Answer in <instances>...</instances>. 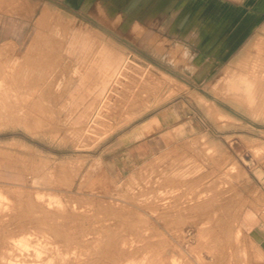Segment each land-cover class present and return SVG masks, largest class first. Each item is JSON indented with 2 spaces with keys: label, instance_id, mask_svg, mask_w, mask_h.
<instances>
[{
  "label": "rangeland",
  "instance_id": "rangeland-1",
  "mask_svg": "<svg viewBox=\"0 0 264 264\" xmlns=\"http://www.w3.org/2000/svg\"><path fill=\"white\" fill-rule=\"evenodd\" d=\"M0 68V264H264V0H0Z\"/></svg>",
  "mask_w": 264,
  "mask_h": 264
},
{
  "label": "crops",
  "instance_id": "crops-1",
  "mask_svg": "<svg viewBox=\"0 0 264 264\" xmlns=\"http://www.w3.org/2000/svg\"><path fill=\"white\" fill-rule=\"evenodd\" d=\"M154 116H157L158 119L160 120V126L155 127V129L159 128V130L161 131V130L169 128L173 124L169 119H167L166 116H164L163 113H157ZM142 127H143V123L139 127L133 129L131 132H128L127 136L125 137V141H127V142H144V143H142L143 146L151 144L152 148H154L156 145H158L159 143H162V141H164V140H161L160 138H158L156 136H155L156 138L152 137L158 131L152 130L151 131L152 133H150V132L145 133L143 131ZM148 142H150V144H148ZM153 142L154 143L157 142L158 144H154Z\"/></svg>",
  "mask_w": 264,
  "mask_h": 264
},
{
  "label": "bare ground",
  "instance_id": "bare-ground-1",
  "mask_svg": "<svg viewBox=\"0 0 264 264\" xmlns=\"http://www.w3.org/2000/svg\"><path fill=\"white\" fill-rule=\"evenodd\" d=\"M39 27H40V25H39ZM42 29V28H41ZM40 32V31H39ZM37 34V33H36ZM42 34V33H41ZM43 35H44V33H43ZM43 35H42V39H43ZM41 36V35H40ZM40 41H42V40H40ZM31 43L32 42H34L35 44H37V45H35V46H33L34 47V49L35 48H37V47H39L40 45H39V42H38V40L37 39H34V41L32 40V41H30ZM43 42V41H42ZM7 44H8V42H7ZM33 44V43H32ZM31 44V45H32ZM30 45V44H29ZM13 46V45H12ZM2 47V46H1ZM7 47V46H6ZM3 48V47H2ZM2 48H1V50H2ZM14 48V47H13ZM27 48V47H26ZM6 50H9V49H6ZM42 50V49H41ZM3 51H5V50H3ZM11 51H12V48H11ZM14 52V51H13ZM12 52V53H13ZM16 53H18L17 51H15ZM33 52H34V50L32 51V48L31 47H29V49H28V52H27V55H33ZM2 53V52H1ZM22 54V53H21ZM38 53H36V55H37ZM11 55V54H10ZM9 56V55H8ZM26 57V56H25ZM33 57H36V56H33ZM10 58H11V56H10ZM13 58V57H12ZM31 58V57H30ZM6 59V58H5ZM34 60V59H33ZM27 61H28V59H27ZM31 61V60H30ZM3 62V61H2ZM8 62H9V60H8ZM32 62V61H31ZM131 63L132 65H134V66H140V64H138V62H136V61H134V60H132V59H130V58H128L127 60H126V62H124V64L121 66V70H125V69H127L126 68V66H127V63ZM5 64H6V62H5ZM24 64V63H23ZM33 64V63H32ZM2 65V64H1ZM25 65V64H24ZM28 65V64H27ZM26 65V66H27ZM30 65V64H29ZM28 65V66H29ZM33 66V65H32ZM35 66V65H34ZM20 67V66H19ZM21 67H22V65H21ZM20 67V68H21ZM1 69V68H0ZM16 70H18V68L16 67L15 68ZM26 69H28V68H26ZM29 70V69H28ZM128 70V69H127ZM21 72L20 73H22V70H20ZM25 72V71H24ZM13 74V73H12ZM15 75H17V74H14L12 77H14ZM23 75V74H22ZM19 76H21V74H19ZM16 77H18V76H16ZM15 79V78H14ZM14 81H17V80H14ZM12 82V81H11ZM4 83H6V82H4ZM32 83V82H31ZM28 84H29V82H28ZM14 85V84H13ZM230 88L231 89H240V88H242V89H246V87L244 86L243 87V85L241 84V82H231L230 83ZM4 87H8V86H4ZM30 87V86H29ZM1 91V90H0ZM3 93V92H2ZM8 93V92H7ZM169 264H180V262H179V260L173 255V256H171V257H169Z\"/></svg>",
  "mask_w": 264,
  "mask_h": 264
}]
</instances>
